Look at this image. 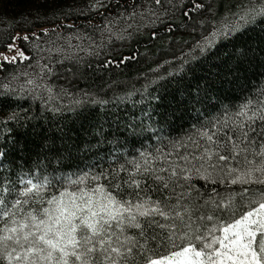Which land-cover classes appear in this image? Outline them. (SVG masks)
<instances>
[{
    "label": "snow or ice",
    "instance_id": "snow-or-ice-1",
    "mask_svg": "<svg viewBox=\"0 0 264 264\" xmlns=\"http://www.w3.org/2000/svg\"><path fill=\"white\" fill-rule=\"evenodd\" d=\"M150 4L127 5L103 27L89 21L87 27L100 32L101 41L87 47L59 43L63 37L57 29L74 25L63 22L71 13L56 0H36L33 10L14 23L19 30L0 51V70L28 61L30 51L33 71L9 74L0 98L39 101L41 112L54 116L73 113L86 121L80 126L88 139L68 137L70 143L62 140L59 147L52 139L43 160L33 165L36 171L10 160L5 168L15 141L11 150L0 149V264H264V87L236 103L221 98L228 91L225 84L244 92L242 71L257 54L264 56L259 47L264 45V0H228L223 15L205 0ZM90 7L107 11L109 5L96 0ZM49 15L60 22L49 25ZM137 17L136 24L113 27V20ZM174 23L190 39L175 49L170 43L169 57L153 60L155 67L142 74L140 88L135 87L139 80L119 93L108 86L109 96L78 87L91 68L78 52L100 57L114 41L130 40L142 27L156 24L165 27L171 41ZM150 35L157 39L156 30ZM243 37L257 38L258 47L237 46ZM77 39L92 37L85 33ZM225 44L233 52L212 63L209 57ZM139 55L106 58L103 67ZM204 65L206 74L196 78L194 70ZM189 74L195 89L185 79ZM129 103L139 106V115L121 119L111 111ZM193 110L196 122L172 136L168 130L175 120ZM28 118L16 111L7 116L17 123Z\"/></svg>",
    "mask_w": 264,
    "mask_h": 264
},
{
    "label": "trees",
    "instance_id": "trees-1",
    "mask_svg": "<svg viewBox=\"0 0 264 264\" xmlns=\"http://www.w3.org/2000/svg\"><path fill=\"white\" fill-rule=\"evenodd\" d=\"M145 1L150 0H107L106 5H109L108 10L105 8H99L92 11L84 10L81 11L83 6L86 5V0H56L57 7H63L65 11H69L71 14L68 17H62L63 22L67 25H74L71 28H88L89 21L92 25L101 26L103 21L109 17H112L126 9L127 5L133 3L139 5ZM207 3V1L205 0ZM36 0H0V21H10L9 26H13L14 23L21 20V14L29 13L33 10ZM119 4V7L117 5ZM131 9L130 7L127 8ZM180 14L175 18L177 23L179 22ZM186 19V18H185ZM59 20H55L49 15L47 23L49 25H55L59 23ZM171 22V21H170ZM14 27V26H13ZM28 27V25H24ZM174 38L169 40V33L164 27L157 26L153 27L148 31L143 33H134L132 39L125 40L118 49H111L109 51L103 52L100 57H88L85 59L87 67V62H91V68L88 69L87 79L82 78L79 82L78 87L80 89L91 90L94 93L107 92L109 96L112 92L109 91L108 86L115 88L118 93L121 91L129 90L133 87V84L139 80V83H135L136 88H140L141 84L144 82L143 75H148L149 70L155 67L153 63L154 59L168 58L170 53L167 52V48L171 43L173 49L178 47V42L182 40L190 39L187 34L184 33L183 28H177V25L173 24ZM19 29L15 27L13 34ZM60 31L61 29H57ZM153 30L157 31V39H151V32ZM255 37H243L241 40L236 41V45L241 44H251L252 47H258L256 44ZM10 43L11 40L8 39ZM7 40V41H8ZM4 44H0V51H2ZM259 47H264V45H259ZM137 52L140 55L137 60H129L126 64L117 66L113 64L109 68H104V60L112 59L118 61L122 56H127L129 53ZM233 52V47L231 44H225L221 48L215 50L214 56H210L209 60L212 63H219L221 59L229 57V54ZM230 59L234 60L235 57L232 56ZM264 60V56L257 54L256 59L253 61L247 72L242 71L243 81L245 86V91L241 92L239 88L232 89L231 85L225 84L224 88L228 89L224 96L221 98L224 103H236L238 98L243 95H247L249 91H256L261 87H264V65L261 61ZM13 65V64H11ZM247 67V65H242V69ZM208 66L204 65L195 71L196 78H202L207 72ZM2 71L0 70V78L2 77ZM186 80L191 81L192 89H195L196 80L191 74L185 77ZM116 82L113 85V82ZM2 92V90H0ZM226 97V98H225ZM133 99L139 100V96L133 97ZM53 103H59L55 101ZM67 103V101H64ZM218 106V105H217ZM199 108V105L195 106ZM211 106L209 105V108ZM215 111V109H211ZM12 111L19 113H27L28 119L21 120L19 123L16 121H8L7 116L11 114ZM116 116L121 119H131V114L139 115V106L132 107L129 103L128 105L121 104L119 108L115 106L111 109ZM196 111H189L184 114L182 119H176L174 125L168 131L171 132L172 136L183 135L192 124L196 122ZM32 117H35L34 119ZM66 117V118H65ZM111 122V117H105ZM81 123L86 121L77 120L73 113L62 112L58 115H53L50 112H41V105L39 101L33 102L26 99H17L12 97L10 101H5L0 98V149L11 150L13 145L12 141H15V151H11L10 157L4 159V166L7 168L9 160L13 165H22L25 170L36 163L37 159L43 160L44 154L46 153L45 145L49 144L52 139H56L57 146H61L62 140L64 142L70 143L68 137L73 140L77 138L88 139V134L81 128ZM107 129V124L105 125ZM8 137L7 142L4 138ZM144 143L147 145L151 141L145 140ZM3 159V158H0ZM88 162V158L84 160V163ZM55 162H53L54 164ZM50 170V169H49ZM33 171L36 169L33 167ZM43 171V170H41ZM71 171V170H65Z\"/></svg>",
    "mask_w": 264,
    "mask_h": 264
},
{
    "label": "rangeland",
    "instance_id": "rangeland-1",
    "mask_svg": "<svg viewBox=\"0 0 264 264\" xmlns=\"http://www.w3.org/2000/svg\"><path fill=\"white\" fill-rule=\"evenodd\" d=\"M86 1H87L86 2V5L83 6L82 9H79V10H81V11H84V10H89V11L95 10L94 8H92L90 6L92 4H94L96 2V0H86ZM106 1L107 0H103L104 3ZM206 1L213 3L215 5L216 10H217V12L219 14H221V15L224 14V12H225V5L228 3V0H206ZM141 4L144 5L145 8L152 6L150 4V1H145V2H143ZM141 4H139V5H141ZM127 11L130 12L131 9H128ZM137 11H139V8L137 9ZM124 12H125V10L120 11L116 15L105 19L103 21L101 27H103L104 23H106L109 19H113L114 17H116V16H118L121 13H124ZM178 16H179V13L176 14V17H178ZM10 21H0V44L6 45L9 42L8 39H9L10 35L13 34V31H14L15 27L9 26L11 24ZM138 21H139V17H137V20H131V19H129V20L125 21V20L121 19L119 22H116L115 20H113V27H114L115 30H119V29L125 28L128 23L136 24ZM167 22H170V21H166V23ZM142 23L147 24L148 23L147 19L145 21H143ZM157 26L164 27L163 25H160V24H156L154 26H149L147 28H143L142 27L139 33H143L145 31H148L151 28L157 27ZM59 32H61L62 37H63V39H61L59 41V43L61 45H64L65 47H66V42H70L73 45L80 44L82 47H87V46L91 45L93 43V41H95V43H97V44H99L100 41H101V34H100V32L93 31V29H88V28H83V27L82 28H63ZM85 33H87L88 36H91L92 37V40H88V39L79 40V39H77V36L83 35ZM104 35L107 36V33H105ZM69 37L71 38L70 41L68 39ZM123 42L114 41L113 44L109 48L105 49L103 52L109 51L111 49H114V50L115 49H118L119 46ZM41 46L42 47H45V48L47 47V45L43 44V41H41ZM29 47H30V45H29ZM2 51H4V47H3ZM8 54L11 55L12 53H8ZM26 54L29 55V57H30V59L28 61L18 62L17 64H13V65H8L7 68H6V70H3L2 71V77L0 78V85L8 82V79H10L9 74H15V73H17L19 71H22V70H27L29 72H32L33 71V69L28 68V65L30 63H33V59L34 58L32 57V54H31L30 51L29 52H26ZM43 55L47 56V53H43ZM78 55L83 56L85 59H87L88 57H90V56H87L85 54V52H83V51L78 52ZM44 62H46V61H42L41 63H44ZM23 79L24 78L21 77V82L23 81ZM13 86H15V84ZM0 90L3 91L2 88H0Z\"/></svg>",
    "mask_w": 264,
    "mask_h": 264
}]
</instances>
